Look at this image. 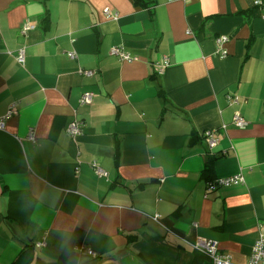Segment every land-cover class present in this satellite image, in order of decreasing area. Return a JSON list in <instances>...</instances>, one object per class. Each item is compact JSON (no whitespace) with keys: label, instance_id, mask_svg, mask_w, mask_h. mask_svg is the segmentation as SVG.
<instances>
[{"label":"crops","instance_id":"0c3cea01","mask_svg":"<svg viewBox=\"0 0 264 264\" xmlns=\"http://www.w3.org/2000/svg\"><path fill=\"white\" fill-rule=\"evenodd\" d=\"M149 7L0 0V264H247L264 236V0Z\"/></svg>","mask_w":264,"mask_h":264},{"label":"built area","instance_id":"2783aa9c","mask_svg":"<svg viewBox=\"0 0 264 264\" xmlns=\"http://www.w3.org/2000/svg\"><path fill=\"white\" fill-rule=\"evenodd\" d=\"M106 13L108 15H111L108 10H106ZM31 27H32L31 24H26L21 31L22 34L26 35L28 30ZM226 39H227L226 36L219 37L217 39L219 46L221 43L225 42ZM111 51L113 54L118 55L122 60L131 61L134 59V57L130 55L128 52L124 51L122 47L114 46L112 47ZM70 56L73 57L75 56V54L70 53ZM18 58L21 62L25 61V49L24 48L19 49ZM169 60H170L169 57H165L164 60L162 61L160 68L158 69L161 73H163L164 68L169 64ZM84 72L85 74H88V75H91V74L93 75L94 73L93 71H84ZM92 100H93V96L90 93H85L80 98V104L89 105L92 103ZM9 114L10 113H8V115ZM235 123L239 127H243L246 125V121L244 120V118L240 117L239 114L235 115ZM80 124H81L80 121L78 120L74 121L71 124V126L68 128L69 132L73 135L78 134L81 131ZM5 126H6L5 117H0V130L5 129ZM205 134L209 142L212 144L211 146L215 145L217 141L214 135L210 131H207ZM28 138L30 140L34 139L33 131L29 133ZM98 174L102 175V174H105V172L98 169ZM242 181H243V177L240 174H237V175L233 174L227 177H222L221 179H216L215 182H209L208 188L212 189V188H215L217 185L240 183ZM36 245L39 248L44 247L46 246V241L45 240L39 241L38 243H36ZM196 245L198 246V248L204 250L211 257L213 264H232L230 255L226 253H222L217 246V242L212 241V240H199L196 242ZM82 252L84 253L87 252L89 255H95L96 253L90 247H83ZM247 264H264V236H261L255 242Z\"/></svg>","mask_w":264,"mask_h":264},{"label":"trees","instance_id":"16d2710c","mask_svg":"<svg viewBox=\"0 0 264 264\" xmlns=\"http://www.w3.org/2000/svg\"><path fill=\"white\" fill-rule=\"evenodd\" d=\"M135 2L137 3V4H139V5H143V6H145V7H149L150 6V4H154V2H155V0H135ZM150 8V7H149ZM206 136V135H205ZM195 138V137H194ZM194 138H192V139H194ZM217 157L213 154L212 155V157H211V159H209V160H207L206 161V170H208L209 169V166H210V162H211V160H215ZM34 246H36V247H38L37 245H36V243H35V245ZM84 255H88V256H93V255H89L87 252L86 253H84ZM211 258V257H210ZM212 260V259H211ZM83 264V263H82Z\"/></svg>","mask_w":264,"mask_h":264}]
</instances>
